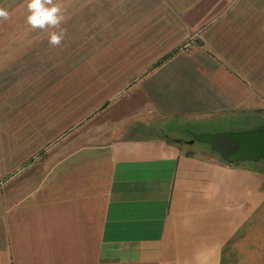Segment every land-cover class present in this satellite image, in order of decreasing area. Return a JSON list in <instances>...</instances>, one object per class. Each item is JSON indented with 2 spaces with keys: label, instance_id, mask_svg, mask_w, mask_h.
<instances>
[{
  "label": "crops",
  "instance_id": "crops-1",
  "mask_svg": "<svg viewBox=\"0 0 264 264\" xmlns=\"http://www.w3.org/2000/svg\"><path fill=\"white\" fill-rule=\"evenodd\" d=\"M128 1L104 73L66 67L65 35L51 51L0 22V264H264L258 168L147 123L102 129L129 96L161 116L264 110V0Z\"/></svg>",
  "mask_w": 264,
  "mask_h": 264
},
{
  "label": "rangeland",
  "instance_id": "rangeland-1",
  "mask_svg": "<svg viewBox=\"0 0 264 264\" xmlns=\"http://www.w3.org/2000/svg\"><path fill=\"white\" fill-rule=\"evenodd\" d=\"M132 1V0H131ZM136 1V0H133ZM61 8L65 7V55L66 67L73 66V55L82 58L83 71L105 72L113 65L111 56L114 54L109 40H114V32L118 24L121 23V8L127 6L128 0H55ZM132 5L134 3L131 2ZM0 7L5 8L10 19L0 22H12L16 19L25 21V15L14 14L17 10L26 8V0H0ZM19 11V12H21ZM116 13V14H115ZM41 36L42 31H35V36ZM75 40V41H74ZM51 51L56 47H51ZM70 57H72L70 59ZM125 91V90H124ZM126 92V91H125ZM127 93L121 91L110 102L115 106L123 102V97L127 98ZM126 95V96H124ZM130 107L127 113L119 120L111 116L114 120H109L108 127L105 125L103 133L109 138H120L129 134V130L136 125L147 123L150 128L142 130L140 133H164L170 138L181 140L184 145H189L190 139L188 131L194 132H218L226 130H246L264 124V110H235L230 112H219L211 114H180L173 113L161 116L155 113L151 107L144 104L139 98L129 96ZM261 106V105H259ZM264 106V105H263ZM129 113V114H128ZM102 114V112L100 113ZM97 116V115H96ZM91 117L82 123L81 140L84 141L93 132H98V117ZM99 116V115H98ZM109 128V129H108ZM74 132V129L70 133ZM100 132V131H99ZM137 132V131H136ZM68 134V132H67ZM187 149L199 152L207 157L218 158V154L211 151L208 144L195 141ZM241 164L254 166L259 169L264 181V158L258 160H240Z\"/></svg>",
  "mask_w": 264,
  "mask_h": 264
},
{
  "label": "water",
  "instance_id": "water-1",
  "mask_svg": "<svg viewBox=\"0 0 264 264\" xmlns=\"http://www.w3.org/2000/svg\"><path fill=\"white\" fill-rule=\"evenodd\" d=\"M188 133L190 139L187 143L197 141L208 144L211 151L230 164L264 158V124L246 130Z\"/></svg>",
  "mask_w": 264,
  "mask_h": 264
},
{
  "label": "clouds",
  "instance_id": "clouds-1",
  "mask_svg": "<svg viewBox=\"0 0 264 264\" xmlns=\"http://www.w3.org/2000/svg\"><path fill=\"white\" fill-rule=\"evenodd\" d=\"M26 10L25 23L32 30L46 32L49 46L58 47L65 35L64 29L61 28L65 21L61 6L55 0H26ZM8 19L9 12L0 7V21Z\"/></svg>",
  "mask_w": 264,
  "mask_h": 264
},
{
  "label": "trees",
  "instance_id": "trees-1",
  "mask_svg": "<svg viewBox=\"0 0 264 264\" xmlns=\"http://www.w3.org/2000/svg\"><path fill=\"white\" fill-rule=\"evenodd\" d=\"M179 142H181V140ZM263 185H264V181H263Z\"/></svg>",
  "mask_w": 264,
  "mask_h": 264
}]
</instances>
